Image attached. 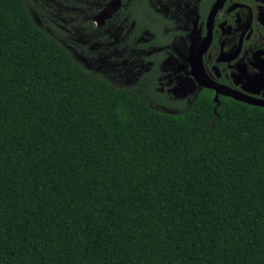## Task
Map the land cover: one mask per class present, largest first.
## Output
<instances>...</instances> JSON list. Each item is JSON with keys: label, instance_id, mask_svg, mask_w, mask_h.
Here are the masks:
<instances>
[{"label": "trees", "instance_id": "1", "mask_svg": "<svg viewBox=\"0 0 264 264\" xmlns=\"http://www.w3.org/2000/svg\"><path fill=\"white\" fill-rule=\"evenodd\" d=\"M46 9L0 0V264H264V110L154 107Z\"/></svg>", "mask_w": 264, "mask_h": 264}, {"label": "flooded vegetation", "instance_id": "2", "mask_svg": "<svg viewBox=\"0 0 264 264\" xmlns=\"http://www.w3.org/2000/svg\"><path fill=\"white\" fill-rule=\"evenodd\" d=\"M42 1L70 27L100 28L87 33L97 57L83 59L125 84L142 79L154 107L175 114L204 95L216 114L225 101L264 110V0Z\"/></svg>", "mask_w": 264, "mask_h": 264}, {"label": "rangeland", "instance_id": "3", "mask_svg": "<svg viewBox=\"0 0 264 264\" xmlns=\"http://www.w3.org/2000/svg\"><path fill=\"white\" fill-rule=\"evenodd\" d=\"M41 8H45L44 6H41ZM60 8L59 6L56 7L54 13H51V15H53L55 17L56 14L59 13L60 11ZM67 12V11H66ZM65 12V16L67 17V13ZM60 15V14H59ZM57 18V17H55ZM57 22L59 23V26H61L63 29L67 30L70 32V35L73 39V42L74 43H77V44H85V43H88L89 42V38H90V35L87 34V33H90L93 31L91 30L90 32H84L85 31V27H80V26H75V27H68V26H64L66 24V20L64 18V15H60V18H57ZM84 32V33H83ZM89 47H90V50L92 52V56L93 58H96L97 57V53L95 51L98 50V48H100V45L101 43L98 42L97 40H94L93 42H90L87 44ZM98 64L100 65V62H98ZM113 70L116 71V67L112 66ZM115 75L113 72H109L107 73V75H111L112 76ZM107 77H110V76H107ZM110 78H114L116 80H121L119 75L117 76H114V77H110Z\"/></svg>", "mask_w": 264, "mask_h": 264}]
</instances>
